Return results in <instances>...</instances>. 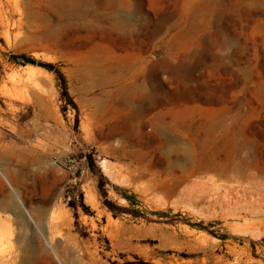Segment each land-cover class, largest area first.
Here are the masks:
<instances>
[{"label": "rangeland", "instance_id": "obj_1", "mask_svg": "<svg viewBox=\"0 0 264 264\" xmlns=\"http://www.w3.org/2000/svg\"><path fill=\"white\" fill-rule=\"evenodd\" d=\"M0 171V264H264V0H0Z\"/></svg>", "mask_w": 264, "mask_h": 264}, {"label": "bare ground", "instance_id": "obj_2", "mask_svg": "<svg viewBox=\"0 0 264 264\" xmlns=\"http://www.w3.org/2000/svg\"><path fill=\"white\" fill-rule=\"evenodd\" d=\"M121 70H124L129 74V76H126V78H124V84H122V86L119 89V93L123 97L122 103L124 105H126V107L128 109L135 111L142 116H146V114H148V112L150 110V91H149V85H148L147 79H143L142 82L137 81L135 79V77L133 76V73L135 72V70L131 66L126 67V66L122 65ZM83 73H84L85 77H91L93 75V72L89 69H84ZM137 96L141 97L139 101H137L135 99ZM129 131L130 130L127 128L118 127V126H113V127L111 126L109 128L108 134H104L103 136L107 137V139L123 136L129 140V136H130ZM113 151L116 152L117 157L120 159H124V160L130 159L129 154H127L125 152L124 146L115 147ZM102 167L107 169V162L105 160L102 162ZM0 175L5 179V181L8 183V185L11 186V184H12L11 181H9L7 179V177L4 175V173L0 171ZM17 201L19 202V199H17ZM13 202L14 201H12V199L6 200V202L4 204L0 205V244H1L2 240L4 239V237L7 238L9 241L12 240V231L8 227L9 222L7 219L8 218H16V217L18 218V214H17L18 212H16V211H18V209L16 208V205H17V207H19L18 204H14ZM20 231H22V230L20 229ZM19 238L21 239V236H19ZM0 248H1V245H0ZM0 253H2L1 250H0ZM22 264H27V261L23 260Z\"/></svg>", "mask_w": 264, "mask_h": 264}, {"label": "trees", "instance_id": "obj_3", "mask_svg": "<svg viewBox=\"0 0 264 264\" xmlns=\"http://www.w3.org/2000/svg\"><path fill=\"white\" fill-rule=\"evenodd\" d=\"M12 60L16 61V60H21V63H24V64H32V65H38L40 67H43V68H46V69H49L51 68L50 65H42V64H39V63H36L34 61H30L28 59H26L24 56H12ZM17 62V61H16ZM64 90H66V87H64ZM124 198L133 206L137 205V201L135 199L134 196H129V195H124Z\"/></svg>", "mask_w": 264, "mask_h": 264}, {"label": "crops", "instance_id": "obj_4", "mask_svg": "<svg viewBox=\"0 0 264 264\" xmlns=\"http://www.w3.org/2000/svg\"><path fill=\"white\" fill-rule=\"evenodd\" d=\"M6 201H4V203H5ZM4 203H2V204H4ZM1 205V204H0Z\"/></svg>", "mask_w": 264, "mask_h": 264}]
</instances>
